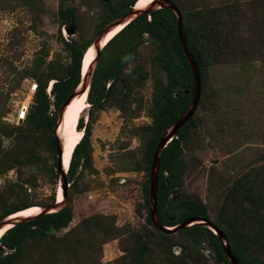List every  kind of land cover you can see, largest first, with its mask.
Here are the masks:
<instances>
[{
    "label": "trees",
    "instance_id": "obj_1",
    "mask_svg": "<svg viewBox=\"0 0 264 264\" xmlns=\"http://www.w3.org/2000/svg\"><path fill=\"white\" fill-rule=\"evenodd\" d=\"M11 1L14 7L24 6L33 12L31 29L38 31L35 19L42 0ZM134 1L129 0V4ZM170 1L180 11L201 89L194 113L160 151L157 220L162 226L174 228L189 219H209L223 233L239 264H264V161L250 163L227 184L216 186L212 218L206 203L182 192L183 176L189 167L184 151L193 143L202 146L200 111L211 104L209 69L217 63L236 61L238 55L264 60V54L255 50L256 40L264 44V27L245 26L239 0L227 5L201 3L186 7L178 0ZM254 3L264 6L261 0ZM129 10V6L124 9L125 13ZM57 16L67 30L77 25L75 9L67 4L60 3ZM109 17L98 21L99 29ZM60 41L64 57L58 53L49 58L42 41L30 66L12 67L16 85L29 78L36 86L19 124L7 126L0 120V134L9 140L6 146L0 141V175L11 169L15 172L14 178L6 180L0 189V220L28 207L46 208L56 201L60 169L55 128L63 104L85 80L89 110L86 123L82 116L77 120L82 136L70 155L67 182L75 190L86 170L95 172L91 135L96 113L113 110L125 123L145 110L149 122L130 128L131 136L139 142V156L124 157L129 169L144 174L141 201L134 207L139 222L134 227L129 222L117 224L114 214L95 213L56 235L73 219L65 195L61 208L32 214L2 233L0 264H67L65 253L75 246L88 249L93 240L100 249L107 241H117V250L122 253L114 258V264H208L209 259L214 264H231L219 236L207 225L190 222L182 228L162 231L151 220L149 174L153 153L161 136L188 110L194 90L193 72L179 41L173 10L148 8L130 19L102 45L85 73L82 57L94 40L60 37ZM160 69L166 73L165 79H161ZM148 79L150 96L144 100L142 89ZM43 176L51 181L45 194L39 192Z\"/></svg>",
    "mask_w": 264,
    "mask_h": 264
},
{
    "label": "rangeland",
    "instance_id": "obj_2",
    "mask_svg": "<svg viewBox=\"0 0 264 264\" xmlns=\"http://www.w3.org/2000/svg\"><path fill=\"white\" fill-rule=\"evenodd\" d=\"M67 1L70 0H42L43 6L37 11L35 19L38 33L31 29L34 17L31 10L24 6L14 7L15 2L11 0H0V120L3 124L13 126L9 122H15L13 114H17L15 112L28 96L31 98L30 87L35 82L25 78L16 85L13 66H30L42 41L48 49L49 58L58 53L64 57L60 37L96 40L110 24L99 29L100 5L92 6L93 0H73L77 25L73 33H68L57 16L60 3L64 5ZM178 1L186 7L201 3L227 5L236 0ZM255 1L239 0L242 21L245 26L264 27V6L257 7ZM156 7L149 5L139 11ZM255 50L264 54L263 42L256 40ZM207 81L210 83L211 104L200 111L203 116L199 134L202 146L196 147L193 143L190 149L184 151L189 167L183 176L182 192L206 203L212 218L216 206V186L227 184L250 163L264 161V60L238 55L236 61L211 66ZM150 87L148 79L142 89L144 100L150 96ZM25 104L29 106V101ZM86 105L80 114L83 123L87 121V101ZM94 116L91 136L95 172L86 170L75 190H71L67 183L66 196L72 207L73 219L67 227L55 232L56 235L63 234L82 218L95 213L114 214L117 224L129 222L134 227L139 222L134 207L141 201L140 187L144 174L129 169L124 157L139 156V142L131 136L130 128L146 124L150 119L145 110L125 123L113 110ZM0 141L3 146L9 143L1 134ZM5 174V178L0 175V189L6 180L15 176L12 169ZM50 184V179L43 176L39 180V192H48ZM75 230L78 234V229ZM117 249L116 240L107 241L101 249L93 240L88 249L75 246L70 253H65V260L67 264H114V258L122 253ZM208 264L214 263L209 259Z\"/></svg>",
    "mask_w": 264,
    "mask_h": 264
},
{
    "label": "water",
    "instance_id": "obj_3",
    "mask_svg": "<svg viewBox=\"0 0 264 264\" xmlns=\"http://www.w3.org/2000/svg\"><path fill=\"white\" fill-rule=\"evenodd\" d=\"M151 5H157L156 8L159 7H168L170 9L173 10L176 18H177V29H178V37H179V41L182 45V48L184 50V53L187 57V60L190 64V67L192 69L193 72V78H194V90H193V96H192V101L191 104L188 108V110L170 127L166 130V132L161 136V138L159 139L157 146L154 150L153 153V158H152V163H151V168H150V174H149V182H150V198H151V205H150V215H151V220L154 224L155 227H157L160 230H175L178 228H182L185 227L186 225H188V223L192 222V223H197V222H193V221H199L198 223L201 224H205L207 225L211 230H213L214 233H216L222 244H223V248L225 251L226 256L228 257L229 261L231 262V264H239L236 259L234 258V256L232 255V252L230 250V247L228 246L225 237L223 235V233L218 230L209 219H189L179 225H176L174 228H168L166 226H162L156 217V179H157V173H158V163H159V155H160V151L161 149L167 144V142H169L177 133V131L179 130V128L192 116V114L195 111V108L197 106L198 100H199V96H200V89H201V83H200V77H199V72H198V68H197V64L192 56V54L190 53V50L188 48L187 45V41L183 32V24H182V18H181V14L179 9L177 8V6L171 2L170 0H157L156 3L153 2ZM155 9V8H153ZM143 11H136L134 9H132L130 12H128V14H126L125 16L121 17L118 21L109 24L108 27L103 30L101 32V34L99 35V37L94 40V42L91 44L93 45L94 49H95V54H97V52L99 51V49L101 48L100 46V39L114 26L117 24H121V23H125L128 22L130 19H132L133 17H135L139 12H144ZM74 27L72 26L69 30H67L68 33H73L74 31ZM90 46V45H89ZM160 77L161 79H165L166 78V73L160 69ZM80 88L77 87V89L75 90V93H77V91H79V93L84 92L87 90L88 88V81L85 82V80L79 85ZM187 92V91H186ZM74 93V94H75ZM74 95H72L62 106L61 111L59 112V120L56 124V128L58 126V124L61 121L62 118V112L64 109V106L70 101V99L73 97ZM55 128V130H56ZM57 136V135H56ZM58 138V137H57ZM59 142V140H58ZM62 155H63V149L62 146H60V143L58 145V151H57V165L60 169V178H59V187L61 189V196L62 199L60 201H56L54 202V204L46 207V208H42L40 212H44V211H55L59 208H61L64 205V200H65V195H66V185H67V179H66V170L62 169L61 166V162H62ZM39 212V213H40ZM30 217H17V218H11V219H7L4 218L2 220H0V228L4 227L6 224H11L10 226L15 225L16 223L20 222V221H24L27 220Z\"/></svg>",
    "mask_w": 264,
    "mask_h": 264
},
{
    "label": "bare ground",
    "instance_id": "obj_4",
    "mask_svg": "<svg viewBox=\"0 0 264 264\" xmlns=\"http://www.w3.org/2000/svg\"><path fill=\"white\" fill-rule=\"evenodd\" d=\"M156 1L157 0H136L134 6L136 9L146 8V6L151 5L153 2L156 3ZM123 25H124L123 23L118 24L116 25L115 28L110 29L100 39V46H102L114 33H116L121 27H123ZM94 56H95V49L93 45H90L85 50L82 57V67H81L82 73H85L89 64L92 62ZM85 98H86V91L81 93L77 91V93L74 94V96L70 99V101L64 106L61 121L55 130L60 146H62L63 149L62 162H61V166L63 170L67 169V165L70 159L72 149L82 136V130H77V128H75V125L81 112L87 106ZM56 199L57 201H60L62 199L61 189L59 186H57ZM36 208H38L39 210L36 211ZM40 210L41 207H35V206L28 207L13 214H10L6 218L11 219L17 217H30L32 216V214L34 215L39 213ZM193 222H199V221H193ZM10 225L11 224H6L4 227L0 228V236L8 227H10Z\"/></svg>",
    "mask_w": 264,
    "mask_h": 264
},
{
    "label": "flooded vegetation",
    "instance_id": "obj_5",
    "mask_svg": "<svg viewBox=\"0 0 264 264\" xmlns=\"http://www.w3.org/2000/svg\"><path fill=\"white\" fill-rule=\"evenodd\" d=\"M135 2L136 1H134L132 4H129V0H93V2H92L91 5L92 6H98V5H100V8H99L100 14H99L98 21L99 20L102 21L101 19H103L105 16L106 17H109L110 16L109 19L107 20V22L104 24V25H106L108 23L112 24V23L118 21L121 17H123L126 14H128V12H130L132 9H134L136 11H139L141 9H144V8L136 9L135 6H134L135 5ZM66 4L68 6L73 7V0L67 1L64 5L66 6ZM127 6L130 7V10L125 13L124 9ZM110 12H114V13L111 14ZM118 17H119V19L116 20V21H114ZM123 24L125 25V23H123Z\"/></svg>",
    "mask_w": 264,
    "mask_h": 264
},
{
    "label": "built area",
    "instance_id": "obj_6",
    "mask_svg": "<svg viewBox=\"0 0 264 264\" xmlns=\"http://www.w3.org/2000/svg\"><path fill=\"white\" fill-rule=\"evenodd\" d=\"M35 86H36V84H35V82H32L31 83V94H32V92H33V90H34V88H35ZM31 99V98H30ZM30 99H29V96L24 100V102L19 106V109H17L18 111H16L15 112V114L16 115H14L13 114V117H12V119L15 117V119H14V121L15 122H9L11 125H17V124H19L23 119H24V117H25V114H26V112H27V108H28V105L27 104H25L27 101H29V103H30ZM51 111H53V106L52 105H50V112ZM11 119V120H12ZM8 121V120H7ZM7 175L6 174H3V175H1V177H6Z\"/></svg>",
    "mask_w": 264,
    "mask_h": 264
},
{
    "label": "clouds",
    "instance_id": "obj_7",
    "mask_svg": "<svg viewBox=\"0 0 264 264\" xmlns=\"http://www.w3.org/2000/svg\"><path fill=\"white\" fill-rule=\"evenodd\" d=\"M136 1V0H135ZM127 22H125V24H126ZM102 47V46H101ZM36 84V83H35ZM32 96V95H31ZM86 99V98H85ZM75 128H77V122H76V125H75ZM78 129V128H77Z\"/></svg>",
    "mask_w": 264,
    "mask_h": 264
}]
</instances>
